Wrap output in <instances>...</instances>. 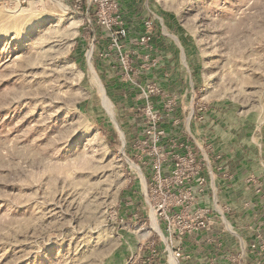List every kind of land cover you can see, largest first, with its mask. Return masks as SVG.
<instances>
[{
	"label": "rangeland",
	"instance_id": "374dc122",
	"mask_svg": "<svg viewBox=\"0 0 264 264\" xmlns=\"http://www.w3.org/2000/svg\"><path fill=\"white\" fill-rule=\"evenodd\" d=\"M126 10L131 32L117 48L90 0H0V264H198L189 250L173 257L149 222L133 156L153 152L138 85L160 72L205 109L190 140L211 174L216 155H235L264 205V0H142ZM148 14L150 52L134 45ZM126 53L130 79L118 63ZM146 53L156 68H139ZM220 209L226 239H211L218 255L202 264H264V223L236 235Z\"/></svg>",
	"mask_w": 264,
	"mask_h": 264
},
{
	"label": "built area",
	"instance_id": "2783aa9c",
	"mask_svg": "<svg viewBox=\"0 0 264 264\" xmlns=\"http://www.w3.org/2000/svg\"><path fill=\"white\" fill-rule=\"evenodd\" d=\"M90 1L94 6L95 24L109 32L110 45L117 48L123 46L131 32L124 11L129 5H138L142 0ZM140 27L134 45L150 52L154 18L148 14ZM91 29L94 30L93 25ZM132 54H120L118 58L128 79V72L132 66L135 67L132 65ZM140 56L136 55L138 61L141 60ZM143 57L146 63H142L143 66L139 68L157 67L158 61L149 58L148 53ZM177 82L173 77L172 84L171 75L160 72L138 85L141 88L138 110L144 122L145 138L149 140V143L145 139L144 142L150 145L153 152L133 156L137 157L140 164V168L137 166L138 171L142 166L146 173V176L145 173L143 175V196L149 222L152 223L154 217L158 230L163 229L164 233L159 230L160 233L171 244L168 251L179 259L185 252L183 240L210 229L215 214L205 202L211 178L209 156L193 147L190 140V129L202 124L205 109L201 105L195 106L193 95L187 89L177 86ZM167 124L172 127L171 138L165 139ZM183 126L186 132L181 130ZM130 214L139 217L133 210Z\"/></svg>",
	"mask_w": 264,
	"mask_h": 264
},
{
	"label": "crops",
	"instance_id": "0c3cea01",
	"mask_svg": "<svg viewBox=\"0 0 264 264\" xmlns=\"http://www.w3.org/2000/svg\"><path fill=\"white\" fill-rule=\"evenodd\" d=\"M176 78L177 77H174L175 80L179 81ZM194 126L197 127V125ZM201 128L204 130L206 127L201 126ZM191 136L195 141L194 136ZM220 156H222V160L217 162V165L219 166L217 174H215V176L211 174L213 177L210 178L209 190L205 197V202L212 207L213 213L215 214L214 221L210 229L199 233L197 236L186 237L182 243V247L192 253V260L194 259L193 262L198 264H202L201 261L203 259L209 261L210 257L214 258L218 255V250L215 249L212 243H209L211 239L213 240L217 235L226 239L225 231H223L224 225H221L222 221L219 219V216L223 214L220 207L225 208L226 215H224L227 216L226 218H228L230 222H232V225H234L232 226L233 230L228 229V227L227 229L236 235L238 233L237 229L240 231H249V229L256 224L264 223V205L256 195V186L247 182L248 179H246V174L243 169H240L236 164L235 155ZM237 156L239 157V155ZM224 157L230 162L231 160H234V166H232V163L230 162L227 164L228 166L222 164ZM224 220L226 221V219ZM235 227L237 229H235ZM246 235L249 236L247 233ZM239 238L241 240V237Z\"/></svg>",
	"mask_w": 264,
	"mask_h": 264
},
{
	"label": "trees",
	"instance_id": "16d2710c",
	"mask_svg": "<svg viewBox=\"0 0 264 264\" xmlns=\"http://www.w3.org/2000/svg\"><path fill=\"white\" fill-rule=\"evenodd\" d=\"M105 133L108 136V138L111 139V141H112V139L114 138V136L112 137V135H111V133L109 131H106ZM126 192L127 191H124L123 192V195H125ZM134 208H135V206H134ZM135 211H138V208L137 207L135 208ZM143 217H145V216L141 212H139V218H143Z\"/></svg>",
	"mask_w": 264,
	"mask_h": 264
},
{
	"label": "bare ground",
	"instance_id": "6f19581e",
	"mask_svg": "<svg viewBox=\"0 0 264 264\" xmlns=\"http://www.w3.org/2000/svg\"><path fill=\"white\" fill-rule=\"evenodd\" d=\"M103 98H104V95H103ZM104 100H105V98H104ZM104 104L107 105V102L105 101ZM135 166H136V169H138V168H137V165H135ZM152 217H153V216H152ZM152 219H153V221H152V225H155V226H153V227H154L155 229H157V226H156V224H155V222H154V217H153ZM171 264H174V262L171 261Z\"/></svg>",
	"mask_w": 264,
	"mask_h": 264
}]
</instances>
